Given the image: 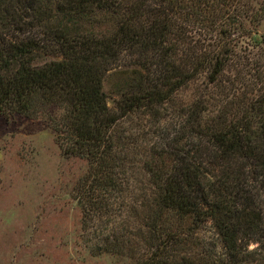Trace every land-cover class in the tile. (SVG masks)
I'll return each instance as SVG.
<instances>
[{
  "label": "trees",
  "instance_id": "16d2710c",
  "mask_svg": "<svg viewBox=\"0 0 264 264\" xmlns=\"http://www.w3.org/2000/svg\"><path fill=\"white\" fill-rule=\"evenodd\" d=\"M263 26L264 0H0V115L84 164L81 231L126 208L139 238L96 257L264 264Z\"/></svg>",
  "mask_w": 264,
  "mask_h": 264
},
{
  "label": "rangeland",
  "instance_id": "374dc122",
  "mask_svg": "<svg viewBox=\"0 0 264 264\" xmlns=\"http://www.w3.org/2000/svg\"><path fill=\"white\" fill-rule=\"evenodd\" d=\"M259 33L264 35V26ZM83 167L61 157L42 120L0 115V264H135L138 255L131 249L139 238L126 208L114 222L81 231L71 188ZM202 233L205 239L214 236L209 225ZM110 235L131 249L96 257L92 247Z\"/></svg>",
  "mask_w": 264,
  "mask_h": 264
}]
</instances>
